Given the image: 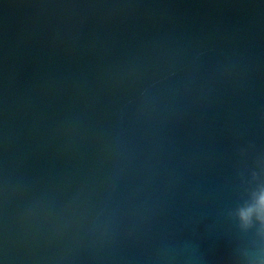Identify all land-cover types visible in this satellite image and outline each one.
Returning <instances> with one entry per match:
<instances>
[{
    "label": "water",
    "instance_id": "obj_1",
    "mask_svg": "<svg viewBox=\"0 0 264 264\" xmlns=\"http://www.w3.org/2000/svg\"><path fill=\"white\" fill-rule=\"evenodd\" d=\"M262 196L264 0H0V264H264Z\"/></svg>",
    "mask_w": 264,
    "mask_h": 264
},
{
    "label": "clouds",
    "instance_id": "obj_2",
    "mask_svg": "<svg viewBox=\"0 0 264 264\" xmlns=\"http://www.w3.org/2000/svg\"><path fill=\"white\" fill-rule=\"evenodd\" d=\"M260 204H261L262 206H264V196L261 197V199H260ZM244 219H247V216H246V215L244 216Z\"/></svg>",
    "mask_w": 264,
    "mask_h": 264
}]
</instances>
